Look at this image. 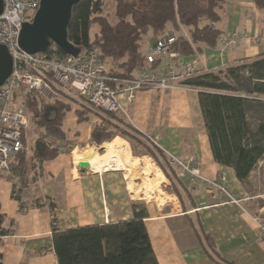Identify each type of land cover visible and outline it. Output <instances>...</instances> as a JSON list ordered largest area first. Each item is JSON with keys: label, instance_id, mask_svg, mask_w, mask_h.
I'll list each match as a JSON object with an SVG mask.
<instances>
[{"label": "crops", "instance_id": "0c3cea01", "mask_svg": "<svg viewBox=\"0 0 264 264\" xmlns=\"http://www.w3.org/2000/svg\"><path fill=\"white\" fill-rule=\"evenodd\" d=\"M204 22L201 21L199 27L207 26ZM211 27L222 35L238 31L243 38L233 49L201 46L193 56L181 57L184 63L194 61L197 72L214 71L264 53V10L250 1L226 0L219 11L218 22ZM169 29L170 24L165 27ZM252 37L257 38L259 45ZM155 39L152 36L149 43H145V55ZM182 70L178 67V72ZM172 84L173 88L167 90L140 91L132 102L123 99L125 116L119 114V117L144 137H153L156 146L168 157L195 158L200 163L202 177L222 183L239 203H228L227 197L216 193L203 181L191 182L188 177L177 179V168L166 172L171 178L168 177L147 156L131 158L142 165L138 170L144 181L146 178L150 182L160 180L154 183L158 186L152 189L157 193L154 197L151 196L154 192L142 186L144 181L135 185L129 180L126 186L116 172L89 173L79 168L73 157L79 161L87 150L80 152L77 142L70 138L73 128L78 132L79 143L83 140L88 150H92V145L101 150L107 144L95 145L90 136L94 121L81 126L71 111L69 121L73 126H69V122L68 133L64 128L66 118L63 122L67 139L75 143L71 158L70 154H60L43 163L37 180L25 188H20L19 184L14 186L5 175L0 177L1 228L6 231L0 236L3 264H57L52 248L53 232L131 220L132 204L144 208L143 222L158 264H245L251 255H264V244L250 218L258 207L252 199L256 195H251L254 172L244 187L231 169L213 161L199 110L198 92ZM122 142L129 147L127 142ZM146 168L150 174L146 173ZM173 188L179 195L174 194ZM149 198L157 203L149 202ZM203 234L210 237L213 254L202 241Z\"/></svg>", "mask_w": 264, "mask_h": 264}, {"label": "trees", "instance_id": "16d2710c", "mask_svg": "<svg viewBox=\"0 0 264 264\" xmlns=\"http://www.w3.org/2000/svg\"><path fill=\"white\" fill-rule=\"evenodd\" d=\"M225 1L80 0L72 8L67 39L80 51L94 48L110 77L131 79L138 71L159 65V62L147 63L143 41L150 34L157 39L168 24L175 29L178 25L186 28L189 39L180 35L171 52L191 57L201 46L216 47L222 34L210 25L218 22ZM244 1L264 10V0ZM106 2L114 7L112 22L104 14ZM203 20L210 25L199 27ZM92 28H95L93 33ZM53 47L58 55H64L52 43L48 51ZM177 84L198 92L199 110L213 161L231 169L236 179L247 186L258 162L264 159V53L214 71L196 72ZM25 105L37 131L30 154L22 150L9 163L8 180L20 188L37 180L43 163L74 149L75 143L63 131L67 114L73 111L78 124H89L93 118L88 109L73 110L63 99L45 102L32 92L25 93ZM106 115L107 118L98 117L91 125L90 136L95 145L110 142L117 136L125 137L144 151L133 152L134 155L150 157L168 175L164 167H168L169 157L158 146L149 148L146 140L143 143L138 139L136 135L141 137V134L119 114ZM116 122L124 124L126 131ZM175 177L178 179V175ZM131 209L133 218L128 221L53 232L52 248L57 264H158L143 222L144 208L132 204ZM5 234L0 227V236ZM201 239L213 254L210 237L203 234ZM2 260L0 251V264Z\"/></svg>", "mask_w": 264, "mask_h": 264}, {"label": "built area", "instance_id": "2783aa9c", "mask_svg": "<svg viewBox=\"0 0 264 264\" xmlns=\"http://www.w3.org/2000/svg\"><path fill=\"white\" fill-rule=\"evenodd\" d=\"M0 15V45L6 47L12 59V72L0 86V177L9 169L10 160L24 149V134L29 124L28 114L18 98L32 92L43 99H52L50 84L76 93L87 106L104 114H125L123 99L132 102L137 93L147 89L167 90L172 83L194 74L195 62L183 63L178 55L170 51L178 36L175 30H163L149 47L146 55L149 65L159 62L155 69L138 71L131 79L118 80L110 77L99 61L97 51L88 48L76 57L60 56L56 48L39 53L27 54L21 50L18 37L23 23H31L40 6V0H2ZM242 36L237 32L226 34L218 43L220 49L237 46ZM253 42L255 39H252ZM182 67V72H178ZM113 84V86H111ZM125 116V115H124ZM149 145H156L153 137H146ZM169 168H177L178 177H188L191 182L203 181L216 193L224 195L228 203L238 204L215 180L207 181L200 173V163L193 157L185 160L171 156ZM258 199L256 213L250 216L258 238L264 244V193Z\"/></svg>", "mask_w": 264, "mask_h": 264}, {"label": "rangeland", "instance_id": "374dc122", "mask_svg": "<svg viewBox=\"0 0 264 264\" xmlns=\"http://www.w3.org/2000/svg\"><path fill=\"white\" fill-rule=\"evenodd\" d=\"M106 7L104 9V14L107 15V17L109 18V20L112 22L114 21L113 20V14H114V7H113V4L111 2H106ZM205 25H210V23L208 21H205L204 22ZM204 24H201L204 25ZM171 25V24H170ZM213 24H211L212 26ZM179 27L177 29H175L172 25H171V29L175 30V35H177L178 37L181 35V36H184L187 40L188 39V33H187V30L186 28H184L183 26L181 25H178ZM218 28H220L219 25H216ZM95 31V28H92V33ZM233 32H237L239 33L242 38H243V35L238 32V31H233ZM232 33V32H230ZM230 33H227V34H230ZM226 36V34L224 35H221V37L219 38V40ZM152 38L151 34L146 37L143 41V47L146 43V45L149 43V40ZM252 39H255L252 37ZM257 39V38H256ZM255 39V41H256ZM218 40V41H219ZM241 42V41H240ZM240 42L237 44V46L240 44ZM255 44L259 45L260 42H254ZM219 45V43L217 44ZM236 46V47H237ZM219 47V46H218ZM220 48V47H219ZM235 48V47H234ZM233 49V48H232ZM178 55V54H177ZM182 56L178 55V58L179 60L182 62V59H181ZM184 63V62H183ZM186 63V62H185ZM190 63V62H189ZM196 65V63H195ZM159 66V65H158ZM157 66V67H158ZM156 67V68H157ZM195 67V66H194ZM107 69V67H106ZM197 70L194 69V73H196ZM50 88H51V95H53L54 97L52 99H43V101L45 102H53L55 100H65V102L69 103L70 107L72 109H88V111L90 112L91 116L94 118H92V120L94 121H97L100 117H104V118H107L108 116L102 112H99V111H96L94 109H91L89 106L86 105V103L84 102L83 99H81L76 93H74L73 91H70V90H66V89H62L54 84H50ZM18 102H21L22 105L24 106L27 114H28V118H29V124H28V127L25 131V134H24V151L27 152L28 154H30V150H31V144L33 143L35 137H36V131L37 130H34V126H33V123L31 121V113H30V110L27 109L26 105H25V94H22L18 99ZM71 112L69 114H67L66 116V120L64 122V128H65V131L68 133V124H69V117L71 116ZM99 117V118H98ZM116 125H118V127L122 130L124 129V124H119V123H115ZM72 125V123L70 122L69 126ZM73 126V125H72ZM81 126H83L81 124ZM70 128V127H69ZM126 131V129H124ZM127 132H129V130H127ZM131 135H136L135 133H132V132H129ZM77 134V136H76ZM118 134V133H117ZM141 137H139L138 135H136V137L138 139H140L143 143H146L144 142L146 139V137H144L143 134L140 135ZM70 138H72L73 141H76L77 144L79 145V148H80V152H82L83 150H87L86 152H88V149L87 147L85 146V143H83V140L82 142L80 141L79 143V139H78V132H75L74 128L73 130L71 131L70 133ZM125 141L128 143V146L126 144H124ZM114 142V147H113V151L111 152H108L107 151V148L106 146H104L103 149L99 150L97 147H95L94 145L90 146V148L92 149L91 151L89 150V152H92L93 154L99 156V157H106V161H109V159H112L114 161H116L117 159V163L120 164L119 166V169H115V170H118V171H113L114 169H111V168H102L103 171H108V172H116L121 180H123V182L125 183L126 186L129 185V180L132 181V184L134 183L135 185H140L141 181L143 182V179H142V176L140 174V169L138 170V166H142L141 164L137 163L136 160H133L131 157H136V156H140V155H134L133 152L137 153V154H141L142 151L141 149H137L135 145V143H131L129 142L125 137H121V136H117V138L115 137L114 139H112L110 142H106V144H109V143H112ZM134 146V147H133ZM148 147L150 145H147ZM150 148V147H149ZM134 150V151H133ZM72 152V151H71ZM71 152L69 153L70 156L69 158H71ZM85 152V153H86ZM112 154V155H111ZM77 158L78 157H81L79 155H76ZM142 156H145V155H142ZM104 157V158H105ZM112 157V158H111ZM115 157V158H114ZM148 157V156H147ZM137 158V157H136ZM150 158V157H149ZM73 159H75V163H79L81 162V160L78 161V159H76V157L74 156ZM151 159V158H150ZM122 165V166H121ZM124 167V168H122ZM142 168V167H141ZM102 169L100 170V172H102ZM126 169V170H125ZM92 170H89L87 169L86 171L89 172V173H92ZM164 170L165 172L169 173L170 172V169L165 166L164 167ZM95 171V170H93ZM146 173L150 174V170L148 168H146ZM157 173V172H155ZM8 177V172L5 173V177ZM154 177V175H152ZM160 179V178H159ZM160 180H157V181H154V182H150L147 180V178L145 179L144 183L142 184L143 187H145L148 191L150 190L151 193L154 192V188L156 189L158 186H156V184L154 183H158ZM153 183V184H152ZM251 183H252V193L251 195L254 196V195H259V194H262L264 193V159L259 161L258 164H257V167L254 171V174H253V177H252V180H251ZM153 189V190H152ZM151 193L147 194V195H150ZM132 194H134L135 197H138V194L137 196L135 195L136 192H133ZM157 193L154 192L153 194H151V196H156ZM154 199L152 198H149L148 201L149 202H152L154 204H156L157 202L153 201ZM256 202V205H260L262 204V202L258 199H255L254 200ZM165 202V200H164ZM242 206L245 207V203L242 204ZM242 261L244 262L245 259ZM264 261V255H251L249 261L245 264H253V263H258V264H261L262 262ZM250 262V263H249Z\"/></svg>", "mask_w": 264, "mask_h": 264}, {"label": "water", "instance_id": "95a60500", "mask_svg": "<svg viewBox=\"0 0 264 264\" xmlns=\"http://www.w3.org/2000/svg\"><path fill=\"white\" fill-rule=\"evenodd\" d=\"M80 0H40V6L31 23H23L18 37V44L27 54L44 53L50 44L57 46L61 52L76 57L80 50L67 39V27L74 5ZM0 0V15L2 13ZM12 59L6 47L0 45V86L12 72ZM78 167L88 169L86 161L78 163ZM1 227V220H0Z\"/></svg>", "mask_w": 264, "mask_h": 264}, {"label": "bare ground", "instance_id": "6f19581e", "mask_svg": "<svg viewBox=\"0 0 264 264\" xmlns=\"http://www.w3.org/2000/svg\"><path fill=\"white\" fill-rule=\"evenodd\" d=\"M114 145V142H112V143H109V144H107L106 145V148H107V151L108 152H111V151H113L112 149H113V146ZM91 151V150H90ZM112 155V154H111ZM105 157V156H104ZM104 157H99V156H97V155H95V154H93L92 152H89V150H88V152H86L85 154H84V156L83 157H81L79 160H81V161H83V159L88 163V165H89V167L88 168H91V169H93V170H95L96 172H100V170L102 169V168H111V169H119V165L120 164H118L116 161L118 160H116V161H114V160H112V159H109V161H106V157H107V155H106V157L104 158ZM115 158V157H114ZM122 166V165H121ZM122 168H124V167H122ZM92 170V171H93ZM102 171H103V169H102ZM157 174H158V172H157ZM146 175V174H145ZM149 176V175H148ZM147 177V176H146ZM144 181V180H143Z\"/></svg>", "mask_w": 264, "mask_h": 264}]
</instances>
